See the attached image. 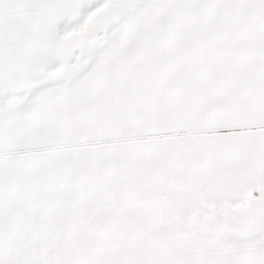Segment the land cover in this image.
I'll return each instance as SVG.
<instances>
[{"label": "snow or ice", "instance_id": "obj_1", "mask_svg": "<svg viewBox=\"0 0 264 264\" xmlns=\"http://www.w3.org/2000/svg\"><path fill=\"white\" fill-rule=\"evenodd\" d=\"M0 264H264V0H0Z\"/></svg>", "mask_w": 264, "mask_h": 264}]
</instances>
